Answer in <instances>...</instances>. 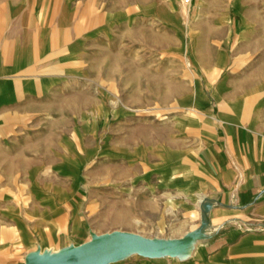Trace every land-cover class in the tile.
I'll return each instance as SVG.
<instances>
[{"label":"rangeland","instance_id":"1","mask_svg":"<svg viewBox=\"0 0 264 264\" xmlns=\"http://www.w3.org/2000/svg\"><path fill=\"white\" fill-rule=\"evenodd\" d=\"M0 4L10 5L12 15L30 10L35 25L57 26L58 34L69 30L78 41L69 48L72 60L58 90L18 122L17 143L30 151L18 155L10 179L3 171L8 183L3 188L12 190L21 205L27 189L38 200L62 180L79 182L87 239L69 249L112 232L160 240L194 233L203 223L200 207L193 209L169 187L155 186L152 173L180 151L195 149L189 121L201 120L209 108L216 110L211 89L221 78L239 76L205 68L215 63L218 43L203 35L208 26L201 21L212 20L222 1L193 0L189 7L179 0ZM258 53L264 55L262 40ZM238 61L232 58L231 64ZM22 157L28 160L22 162ZM190 254L191 245L155 259L185 263ZM147 259L130 250L109 264Z\"/></svg>","mask_w":264,"mask_h":264},{"label":"crops","instance_id":"2","mask_svg":"<svg viewBox=\"0 0 264 264\" xmlns=\"http://www.w3.org/2000/svg\"><path fill=\"white\" fill-rule=\"evenodd\" d=\"M221 1L218 14L201 21L208 26L203 35L218 43L215 63L205 68L239 76L221 78L211 89L216 110L189 121L195 149L178 156L170 151L174 161L152 173L155 186L169 187L193 209L200 207L206 221V233L190 244L186 262L171 264H264V59H257L264 58L258 53L264 0ZM58 30L35 25L30 10L12 15L10 5L0 4V264H24L32 253H59L87 239L76 180H62L38 200L27 189L21 205L3 188L8 185L3 171L10 179L18 155L30 151L17 143L18 122L55 94L72 60L68 51L78 41L69 30L60 35ZM232 58L239 64H231ZM204 202L210 204L206 213ZM142 264L166 263L150 258Z\"/></svg>","mask_w":264,"mask_h":264},{"label":"water","instance_id":"3","mask_svg":"<svg viewBox=\"0 0 264 264\" xmlns=\"http://www.w3.org/2000/svg\"><path fill=\"white\" fill-rule=\"evenodd\" d=\"M209 206L208 202L201 204L204 213L209 211ZM205 227L206 221L203 218V223L192 236L178 240L146 239L124 232L94 235L89 242L66 251L53 254L32 253L27 256L24 264H109L130 250L147 258H156L162 254L184 250L193 241L203 237Z\"/></svg>","mask_w":264,"mask_h":264},{"label":"built area","instance_id":"4","mask_svg":"<svg viewBox=\"0 0 264 264\" xmlns=\"http://www.w3.org/2000/svg\"><path fill=\"white\" fill-rule=\"evenodd\" d=\"M179 1L186 4L189 7L193 0H179Z\"/></svg>","mask_w":264,"mask_h":264},{"label":"bare ground","instance_id":"5","mask_svg":"<svg viewBox=\"0 0 264 264\" xmlns=\"http://www.w3.org/2000/svg\"><path fill=\"white\" fill-rule=\"evenodd\" d=\"M194 233H192V234H190V235H188V236H186V237H184V238H189L190 236H192Z\"/></svg>","mask_w":264,"mask_h":264}]
</instances>
